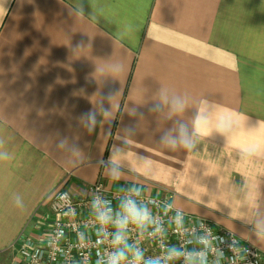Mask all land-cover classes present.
I'll return each mask as SVG.
<instances>
[{
	"label": "crops",
	"instance_id": "0c3cea01",
	"mask_svg": "<svg viewBox=\"0 0 264 264\" xmlns=\"http://www.w3.org/2000/svg\"><path fill=\"white\" fill-rule=\"evenodd\" d=\"M4 7L0 264L17 257L22 235L37 234L54 192L84 196L98 178L112 190L173 193L175 208L264 253V155L244 151L264 148V0ZM205 101L209 134H193ZM220 115L233 116L225 133L216 131ZM181 124L190 149L168 142Z\"/></svg>",
	"mask_w": 264,
	"mask_h": 264
},
{
	"label": "built area",
	"instance_id": "2783aa9c",
	"mask_svg": "<svg viewBox=\"0 0 264 264\" xmlns=\"http://www.w3.org/2000/svg\"><path fill=\"white\" fill-rule=\"evenodd\" d=\"M173 196L148 192L140 184L112 190L101 178L84 196L57 190L37 234L22 235L15 246L17 257L8 264H108L109 255L118 250L126 254L121 264H134L137 249L142 254L138 264H264V253L257 247L175 208ZM128 200L147 209L150 219L143 227L130 222L116 243V221ZM101 215L109 216L110 222L102 224ZM172 249L181 255H172Z\"/></svg>",
	"mask_w": 264,
	"mask_h": 264
},
{
	"label": "clouds",
	"instance_id": "9594fccd",
	"mask_svg": "<svg viewBox=\"0 0 264 264\" xmlns=\"http://www.w3.org/2000/svg\"><path fill=\"white\" fill-rule=\"evenodd\" d=\"M5 0H0V12L6 11L5 7ZM159 108V105L157 106ZM172 110L174 112H182L184 109L183 104H181L179 101H174L172 104ZM209 108H208V102H204V106L200 108V110L197 112V114L194 117L193 120V134H199V135H205L207 136L209 134ZM238 120H242L239 118V114H236ZM89 119L94 121L95 120V113L89 114ZM244 119V118H243ZM233 122V116H224L220 115L218 117V123L216 125V131L220 133H225L228 128L231 126V123ZM167 139V138H166ZM170 144L175 146L177 143L181 144L185 148H191L194 145L191 144V138L188 134L187 128L181 124L179 126L178 136L176 138L170 139L168 141ZM244 151L249 156H255L258 154L264 155V148L261 147V145H250L247 146ZM7 153L0 152V160L7 159ZM15 204L17 206H21L22 202L19 197L15 198ZM121 207L124 210V214L119 217V219L116 221V227L118 229L116 236H115V242L120 243L123 239L122 232L126 229L127 225L131 222L138 226L143 227L145 222L150 219L149 213L147 209H141L139 208L134 201L128 200L124 202ZM100 222L102 224H106L110 222L111 218L107 215H101L98 217ZM261 238L264 239V233H261ZM171 254L175 256L181 255L176 249L171 250ZM126 258V254L123 250H118L116 252H113L109 255L108 258V264H121V260ZM142 254L137 249L135 251V262L134 264H138V262L141 260ZM149 264H154V262H149Z\"/></svg>",
	"mask_w": 264,
	"mask_h": 264
}]
</instances>
